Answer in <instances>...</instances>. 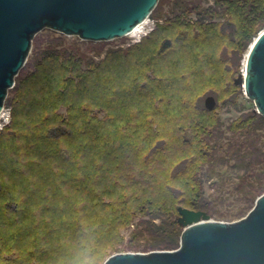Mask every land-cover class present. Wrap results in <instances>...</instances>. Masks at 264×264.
<instances>
[{"label":"rangeland","instance_id":"obj_1","mask_svg":"<svg viewBox=\"0 0 264 264\" xmlns=\"http://www.w3.org/2000/svg\"><path fill=\"white\" fill-rule=\"evenodd\" d=\"M175 1L166 0L160 17L149 16V37L141 40L138 35H127L110 41H87L50 28L34 36L23 67L25 76L19 87L8 91L0 119V264H33V239L27 230L40 217L45 186L57 194L70 190L71 203L77 200L75 181L50 175L44 164L24 170L34 159L22 145L47 116L41 112L43 104L33 105V101L37 92L51 88L59 76L73 79L72 75H92L93 88L96 84L110 85V101L90 111L100 127L107 124L105 118L111 121L109 142L95 144L99 151L112 147L123 162L142 160L149 153L162 160L160 175L166 176L172 165L191 159L194 146H200L203 152L213 153V162L201 166L197 183L185 184L182 176L175 184L187 189L197 186L199 201L216 221H238L255 205L258 197L253 203L243 193L251 185L257 186V175L264 173V163L260 162L264 161V127L249 138L241 135L242 120L257 112L244 85L235 83L245 71L248 50L243 48L241 34L249 25L244 19L247 13L238 4L228 9L218 7L216 0H202L206 10L199 16L192 6L177 10ZM229 17L236 25H227L233 31L231 37L220 34L221 24ZM162 44L173 46L162 48ZM98 88L93 93L96 100L100 97ZM209 95L217 100L212 111L205 107ZM53 112L66 115L64 106ZM35 129L36 133L43 132L42 126ZM103 131L106 129L93 131V135ZM10 132L19 136L14 138ZM93 149L88 147L87 152L93 155ZM88 153L82 156L81 166H76L73 156L70 161H60L61 169L55 171L93 173L101 159L97 156L89 161ZM244 159L253 162L245 164ZM14 164L23 169L22 173H11L10 165ZM6 181L14 187L6 188ZM262 186L259 196L264 193ZM182 204L188 207V203ZM133 229L131 225L118 230L116 242L124 246L119 253H148L136 251L135 246L147 243V237L134 236ZM86 257L90 259L86 253L78 264Z\"/></svg>","mask_w":264,"mask_h":264},{"label":"trees","instance_id":"obj_2","mask_svg":"<svg viewBox=\"0 0 264 264\" xmlns=\"http://www.w3.org/2000/svg\"><path fill=\"white\" fill-rule=\"evenodd\" d=\"M165 2L166 0H159L152 12L154 17H160ZM234 4H238L244 14L247 13L244 19L248 20L249 25L243 30L241 37L244 50H248L264 29V0H216V5L220 8L226 6L231 9ZM189 6L199 16L206 10L202 8V0L175 1L177 10L190 9ZM212 9L215 13L218 12L217 9ZM227 25L236 26L232 17L221 24L220 34L231 37L233 31ZM172 46L162 44V48ZM24 74L22 68L15 78V88L19 87ZM72 76L73 79L59 76L49 90L44 87L36 93L33 105L43 104L41 112L47 116L34 127L42 126L43 132L36 133V129H32L35 130L34 134L22 145L27 148V155L34 159L33 163H27L24 167L25 171L44 164L50 175L64 176L65 182L75 181L78 184L75 203H71L73 197L70 190L57 194L58 191L52 187H44L40 217L27 230L33 239V264H78L86 253L94 264H103L108 257L124 248L116 242L118 230L121 227L131 228V225L134 226V236L147 237V243L135 246L139 249L136 251L178 249L183 231L177 220L178 207L202 211L208 209L199 201L201 191L197 186L187 189L175 183L178 184L177 181H181L182 176L185 177V184L197 183L201 166L212 163L215 156L213 153L209 154L208 150L203 152L200 146H194L192 158H185L172 165L164 176L160 175L162 160L155 159L149 153L142 160L123 162L122 155H114L112 147L99 151L95 144L109 142L111 132L107 128L111 121L105 118L103 121L106 120L107 124L100 127L99 120L90 111L93 107L103 108V104L110 101L108 94L111 87L109 84H96L93 88L90 85L94 82L92 75ZM96 88L100 92L97 100L93 96ZM63 106L65 116L53 112ZM240 125L241 135H248L249 138L264 127V116L253 113L250 119L244 118ZM103 129L106 131L102 135H93V131ZM11 135L14 138L19 136L14 133ZM85 136L81 143L72 145L74 140L78 141ZM88 147L94 148L93 155L87 152ZM87 153L90 154L89 161L97 156L101 159L93 173L74 175L66 169L64 172L55 171L61 169L60 161H70L73 156H76V166H81L82 156ZM200 162L202 163L198 168ZM252 162L251 159H244L245 164ZM22 170L15 164L10 165L12 174L22 173ZM256 178L257 186L251 185L243 193L253 203L263 187L264 173L258 174ZM12 184L11 181H6L5 187H14ZM182 203H188V207ZM138 216L140 219L136 221Z\"/></svg>","mask_w":264,"mask_h":264},{"label":"water","instance_id":"obj_3","mask_svg":"<svg viewBox=\"0 0 264 264\" xmlns=\"http://www.w3.org/2000/svg\"><path fill=\"white\" fill-rule=\"evenodd\" d=\"M159 0H0V113L8 91L25 66L34 36L45 28L87 41L127 36L148 18ZM244 85L255 111L264 116V29L250 45ZM217 100L205 98L212 111ZM183 228L175 250L121 252L103 264H264V193L242 219L222 222L206 211L178 207Z\"/></svg>","mask_w":264,"mask_h":264},{"label":"bare ground","instance_id":"obj_4","mask_svg":"<svg viewBox=\"0 0 264 264\" xmlns=\"http://www.w3.org/2000/svg\"><path fill=\"white\" fill-rule=\"evenodd\" d=\"M149 23H150V18L148 17V18H146L143 22H141L140 24H138V25L134 28V30H133L131 33H129L128 35H129V36H134V35H139L140 33H144V30H146V28H147V26H148ZM249 48H250V47H249ZM248 52H249V49H248V51H247V53H246V55H245V59H244V67H245V65H246V59H247V54H248ZM244 69H245V68H244ZM243 75H244V76L246 75V69H245ZM3 115H4V109H3V111L0 113V119H2Z\"/></svg>","mask_w":264,"mask_h":264},{"label":"clouds","instance_id":"obj_5","mask_svg":"<svg viewBox=\"0 0 264 264\" xmlns=\"http://www.w3.org/2000/svg\"><path fill=\"white\" fill-rule=\"evenodd\" d=\"M81 264H94V262L87 257L81 262Z\"/></svg>","mask_w":264,"mask_h":264},{"label":"built area","instance_id":"obj_6","mask_svg":"<svg viewBox=\"0 0 264 264\" xmlns=\"http://www.w3.org/2000/svg\"><path fill=\"white\" fill-rule=\"evenodd\" d=\"M148 34H149V32H147V30H144V33H140V34L138 35V37H139V39L141 40V38L147 36Z\"/></svg>","mask_w":264,"mask_h":264}]
</instances>
